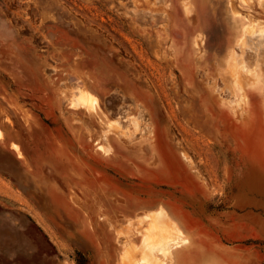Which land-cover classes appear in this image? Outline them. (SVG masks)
Wrapping results in <instances>:
<instances>
[{
  "label": "rangeland",
  "instance_id": "1",
  "mask_svg": "<svg viewBox=\"0 0 264 264\" xmlns=\"http://www.w3.org/2000/svg\"><path fill=\"white\" fill-rule=\"evenodd\" d=\"M232 1V10L230 0L206 4L205 13L216 18L211 33L200 31L210 53L219 52L228 38L230 23L217 20L219 13L241 19L248 32L264 28V0L262 8L258 0ZM163 4L151 0L150 7ZM133 5L131 0H0V264H139L135 248L141 232L160 211L187 234L183 256L191 246L202 264H264V83L253 79H264L261 41L253 33L244 45L246 58L234 48L236 60L244 57L245 63L236 75L242 84L238 94L225 65L231 47L221 51L219 63H211L219 70V123L211 126L206 103L199 126L180 115L179 106L192 103V92L176 97L168 91L175 80L162 59L172 39L182 46V35L174 32L165 42L157 13ZM178 14L182 19L183 8ZM105 67L114 77L132 80L134 73L165 90L156 94L154 126L162 138L151 159L104 143L106 151L99 152L91 140L82 147L65 125L82 118L69 109L76 75L99 78L93 73ZM197 76L207 99L211 79L202 72ZM64 91L66 97L58 99ZM92 93L105 113L134 104L117 91ZM144 118L137 127L122 123L131 125L135 144L150 137ZM143 148L149 152L147 141ZM164 240L160 249L166 251L170 238Z\"/></svg>",
  "mask_w": 264,
  "mask_h": 264
},
{
  "label": "bare ground",
  "instance_id": "2",
  "mask_svg": "<svg viewBox=\"0 0 264 264\" xmlns=\"http://www.w3.org/2000/svg\"><path fill=\"white\" fill-rule=\"evenodd\" d=\"M131 1L135 5V6L133 5V7H139V6L144 7L145 6V7H148L149 10H151V12L153 11L152 13L154 12L157 13V16L155 15V20L158 22L164 23V28L160 30L162 31L160 35L161 36L164 35L163 40L165 42H167L170 39L172 33L174 32L175 33L178 32L182 35L183 37L182 46L178 47L177 42L174 41V39H172L171 46H169L170 48L168 49V51H165L162 56L163 62L166 64V68L170 71V73L173 74L172 80H175L174 86H171V88L168 89V91H170V93L176 97L181 93H185V92L191 93L192 92V95H191L192 103L186 106H179V113L180 115L189 117L191 121H194L196 124H199V126H203V123L201 122L203 110L207 106L206 103H208L210 107L209 110L211 113L210 124L212 127H216L217 124L219 123L218 122L219 120L217 117H218V108L220 105L218 102V96H217V91L219 89L217 88V85L219 83L218 82L219 70H216L214 67H212L211 63L212 64L219 63L221 51L224 49L227 50L228 47H231V49L228 52H226L227 58L225 60V65H226L227 71L229 72V75L230 73L234 75L233 91L234 93L238 94V92H240L241 90L242 84L239 82V78H237L236 75L240 71V66L242 67L245 64V63L243 64L242 59H244V57L247 54H249V53L243 54V50L246 49L244 48L245 47L244 45L248 44V42L246 43V41H248V39L253 35V33H255L256 36H258V39L261 41L259 45L261 47H264V28H260L256 31L252 30L251 32H248L247 28L243 26V21L241 19H236L235 17L229 19V16L227 15L228 13L227 14L219 13L217 14V20L221 21L225 25H228V22L230 23V27H228V38L226 39V42H223L219 45V49H220L219 52H216L214 50L213 53H210L209 51H207V46L209 45L206 41V36H204L200 32L201 29H203L204 31L210 32V30H212V28L214 27V23H215L214 19L216 18L211 14L205 13L206 4L209 2V0H200V2H198V0H181L180 2L178 0H164L163 7L161 8H156V7L151 8L150 7L151 0H144V1L131 0ZM260 1L262 0H258V3H259V6L262 8ZM229 7H231V10L233 9L232 0H230ZM179 8H183V11H184V16L182 19L180 18L181 16L179 17L180 14H178ZM133 18L137 19L139 17H133ZM95 25H97V23ZM237 32L240 35L237 37V39H235L234 37ZM252 40L255 41L254 38ZM256 43L254 44L256 45ZM201 45L203 48L201 47ZM236 45L242 49L241 54H243V56L246 54L240 60V62H238L239 60H236L237 55L235 56V54H237L235 53L236 51H234L235 50L234 48ZM247 47L249 48V46ZM256 49H258V47ZM261 55L262 54L260 53L259 58H258L259 60H261L260 59L262 57ZM22 57L25 58L23 55ZM258 59L256 60L257 63L259 62ZM247 60L249 59H246V61ZM262 62H263V59H262ZM260 65L261 64L257 66L256 64L257 67L262 69L263 67L261 66L262 67L261 68ZM242 69L245 73L247 72V68L246 69L242 68ZM175 71L178 72L177 75L174 73ZM199 72H202L205 77L211 79V85L209 87L207 99L205 98V96H203L204 90L201 87V83L199 82V80H197V77L199 76V75L197 76V73ZM76 74L77 72L75 73V75ZM93 74L94 75L99 74L100 77L94 78L93 76H83L82 74H81L82 76L80 74L76 75L78 78L77 82L79 84L74 87V91L71 93V96H70L71 98L69 99V109L72 110V113H71L72 115H75L77 117L81 116L82 118H79V122L77 123H70L68 120H65V125L68 127L69 132L72 133L71 135H73L76 138L77 143L82 147L85 146V142H87L86 140H91L94 142V144L96 145V150L99 152L106 151L103 145L104 143V144L111 146V149L113 151H114V148L121 149V150L128 149L130 151L135 149L137 150V152H139L138 154L142 155L145 159H151L150 158L151 154H154L157 152V150L161 149L160 144H161V138H162L159 136L160 128H158V126H154V125H157V122H158V112L157 111H158V108H160L158 107L159 101L157 99L156 94L162 93V92L164 93L165 90L148 84L149 82H146V80H143L142 76L136 75L134 73L132 75V80L131 79L122 80L118 76L114 77L110 67H105L104 69H98ZM258 77L256 75L255 78L253 79H255V81H260L264 83V79H260ZM136 83L139 86L136 85ZM111 90L117 91L120 94L127 96V98L133 101L134 104L132 106L128 105L127 109L125 110L119 108L120 110H117L114 112H109V111H108L109 113L102 112L98 107V99L92 93V91L107 93ZM66 95L67 93L65 91L60 92L58 99H60V97L62 98V96L66 97ZM163 100L165 101V98ZM231 101L232 100L230 99V102ZM153 102L157 104V109L154 108L152 104ZM51 105L57 106V102L52 101ZM146 116L148 117L147 120L149 121L148 123L150 125L149 126L150 130L148 133L150 137L146 139L143 138L141 142H139L138 144H135L133 143L132 140H130V137L132 134L129 131V129H127L131 125L129 127L127 126L124 127L122 123L128 122L129 124L134 125V127H137L138 119L140 118V120L146 121L144 118ZM73 119H75V117ZM109 122H113L114 125L107 126ZM103 126H106V128L101 130ZM236 128L237 127H235V129ZM83 131L85 133H83ZM216 132H217V129H216ZM3 138L4 136L0 131V140ZM146 141L148 142V146H149L148 153L144 151V148H143V145ZM164 147L167 148L172 153L175 152V149H173L171 146L167 145L166 143H164ZM13 150L17 152L18 158L23 157L19 147L16 144L13 145ZM113 153H116V152H113ZM188 162L192 163L190 159L188 160ZM191 163H190V166L193 165ZM162 168L163 166L161 164L159 167L157 166L155 170H161ZM150 170H153V169H150ZM144 217L147 219L149 218L147 216H144ZM153 218L154 219L151 220V227L150 228L148 227L149 229L146 228L145 231L141 232L140 243L135 248L138 250L140 254V260L138 261L139 264H154V261H157L156 264H158L159 262L162 264V261L158 262V260H160L158 255L160 254L164 258V260L169 261L171 264H176V263L181 264L183 261H185L184 257L186 256L185 255L183 256V254L186 251L184 250V252H182L183 250H180V248L182 247V245L186 244L189 241L187 234H185L184 231L178 226L176 221L170 219L169 213L165 211L158 212L157 215H155ZM167 237L170 238V241H168L170 245L167 244L168 249L166 248V251H164L165 248L164 250H162V248L160 249L161 247L160 243L165 241L164 238L167 239ZM135 249L133 250V252L136 251ZM180 251L182 253H180ZM131 252L132 251H130V253ZM123 257L126 258L125 256ZM131 263L134 264V262H131Z\"/></svg>",
  "mask_w": 264,
  "mask_h": 264
},
{
  "label": "crops",
  "instance_id": "3",
  "mask_svg": "<svg viewBox=\"0 0 264 264\" xmlns=\"http://www.w3.org/2000/svg\"><path fill=\"white\" fill-rule=\"evenodd\" d=\"M176 220V218H174ZM177 221V220H176ZM192 238H191V243H192ZM193 247V246H192ZM195 247L191 248V246L189 247V249H187V261L185 262V264H202L203 263V257L200 255V252L196 251L194 249ZM196 252V253H195ZM195 256L197 257V259L195 258Z\"/></svg>",
  "mask_w": 264,
  "mask_h": 264
}]
</instances>
